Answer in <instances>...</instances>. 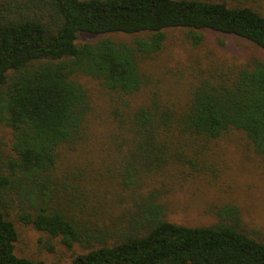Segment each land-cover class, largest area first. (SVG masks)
Instances as JSON below:
<instances>
[{"label": "trees", "instance_id": "obj_1", "mask_svg": "<svg viewBox=\"0 0 264 264\" xmlns=\"http://www.w3.org/2000/svg\"><path fill=\"white\" fill-rule=\"evenodd\" d=\"M176 27L186 28L195 45L200 30L209 29L264 50V14L227 0H0V122L12 134L11 151L0 154V264H46L14 252L12 210L67 248L75 242L89 248L67 264H264V243L239 228L234 204L217 209L216 223L190 226L165 219L164 205L151 192L122 237L109 244L108 230L85 229L73 208L53 202L59 148L82 139L91 109L75 74L96 78L128 107L126 96L145 83L139 55L158 51L165 29ZM80 32L148 35L130 43L108 36L77 42ZM127 116L128 148L120 156L125 187L173 162L194 165L206 147L199 140L232 128L263 153L264 61L253 57L202 76L179 111L153 95Z\"/></svg>", "mask_w": 264, "mask_h": 264}, {"label": "rangeland", "instance_id": "obj_2", "mask_svg": "<svg viewBox=\"0 0 264 264\" xmlns=\"http://www.w3.org/2000/svg\"><path fill=\"white\" fill-rule=\"evenodd\" d=\"M227 1L264 14V0ZM200 32L203 37L195 45L186 28L165 29L162 47L151 55H139L137 64L145 83L139 92L126 96L129 105L123 109V97L102 87L99 80L80 72L74 76L87 90L91 109L85 117L82 139L74 147L64 144L59 148L53 202L73 208L85 229L108 230L109 244L122 237L121 232L138 217L139 205L151 192H156L157 201L164 205L165 219L190 226L214 224L219 221L217 209L234 204L240 211L239 228L264 243V152H256L239 129H229L206 142L199 140L197 143L206 147L194 165L173 162L159 172L142 176L138 185H122L120 156L129 142L127 113L147 104L153 95L179 111L202 76L241 67L253 57L264 61V50L242 37L209 29ZM147 35L80 32L76 41L108 36L130 43L135 37ZM11 138L10 128L0 122L3 158L11 151ZM189 154L194 158L193 151ZM8 217L18 232L14 242L17 255L42 259L46 264H67L89 249L76 242L67 248L59 237H49L22 223L16 210Z\"/></svg>", "mask_w": 264, "mask_h": 264}]
</instances>
